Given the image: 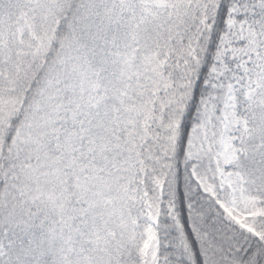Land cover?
Wrapping results in <instances>:
<instances>
[{
	"label": "snow or ice",
	"instance_id": "obj_1",
	"mask_svg": "<svg viewBox=\"0 0 264 264\" xmlns=\"http://www.w3.org/2000/svg\"><path fill=\"white\" fill-rule=\"evenodd\" d=\"M0 264H264V0H0Z\"/></svg>",
	"mask_w": 264,
	"mask_h": 264
}]
</instances>
